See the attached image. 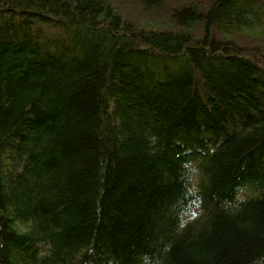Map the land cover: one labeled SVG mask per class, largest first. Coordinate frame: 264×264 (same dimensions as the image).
<instances>
[{
    "label": "trees",
    "instance_id": "1",
    "mask_svg": "<svg viewBox=\"0 0 264 264\" xmlns=\"http://www.w3.org/2000/svg\"><path fill=\"white\" fill-rule=\"evenodd\" d=\"M0 264H264V0H0Z\"/></svg>",
    "mask_w": 264,
    "mask_h": 264
}]
</instances>
